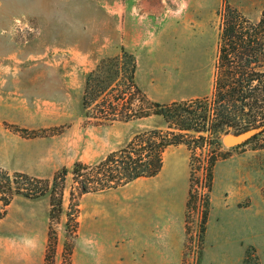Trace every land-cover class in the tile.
<instances>
[{"label":"rangeland","instance_id":"1","mask_svg":"<svg viewBox=\"0 0 264 264\" xmlns=\"http://www.w3.org/2000/svg\"><path fill=\"white\" fill-rule=\"evenodd\" d=\"M114 1L123 0H0V101L11 100L13 91L20 107V123L3 124L26 141L45 144L33 148L34 160L27 155L30 167L47 149L50 161L45 177L21 174L51 183L69 171L63 211L52 217L49 197L17 195L19 172L0 168V264H118L114 253L129 247L139 253L140 223L158 220L171 228L183 211V264H241L242 256V264H264V133L234 147L224 145L226 135L217 142L193 134L188 144L171 146L188 157L190 179L175 151L153 179L71 198L76 163L96 164L141 133L168 130L157 116L110 121L114 94H107L101 110L84 107L87 76L103 60L123 50L133 55L136 84L152 103L212 99L226 10L254 21L264 10V0H159L153 35L144 26L124 35V19L108 11ZM152 37L156 45H137ZM140 99L136 109L151 107ZM127 111L120 104L118 119ZM225 160L242 166L244 209L222 199L209 218L214 169ZM166 201L170 209L161 210Z\"/></svg>","mask_w":264,"mask_h":264},{"label":"trees","instance_id":"2","mask_svg":"<svg viewBox=\"0 0 264 264\" xmlns=\"http://www.w3.org/2000/svg\"><path fill=\"white\" fill-rule=\"evenodd\" d=\"M219 45L212 99L206 97L170 105L152 103L136 84V58L125 50L119 58L103 60L87 76L83 98L86 109L96 104L101 110L107 94H114L109 101L110 121L157 116L163 119L168 130L141 133L124 148L111 152L96 164L76 163L71 171L74 184L72 199L119 189L139 179L158 176L164 166L166 150L171 146L188 144L193 134L199 135L202 141L211 136L218 142L221 135H228L231 131L238 134L261 127L260 134L264 133V10L254 21L229 7L223 17ZM137 97L151 107L136 109L134 102ZM124 103L128 111L118 119L117 108ZM68 174V169L64 168L50 183L16 173L14 177L19 182L15 193L29 199L49 197L53 217L56 212L60 214L63 211ZM6 178L11 180L8 175ZM41 182L47 187L39 190L35 183ZM9 203L6 199L5 205Z\"/></svg>","mask_w":264,"mask_h":264},{"label":"crops","instance_id":"3","mask_svg":"<svg viewBox=\"0 0 264 264\" xmlns=\"http://www.w3.org/2000/svg\"><path fill=\"white\" fill-rule=\"evenodd\" d=\"M129 1L130 3L128 5L125 4V0L120 2L114 1L113 3H110L108 10L109 13L114 17L119 18L120 20L124 19L125 25L122 29L123 34L130 35L132 32L136 31L137 28L139 31H141L142 26H144V32L146 33H151L153 32V30L155 31L156 23L154 21V18L158 14V11L156 7H154V2L159 0ZM127 19L129 20L128 22ZM151 34L153 35V33ZM143 40L144 42H141L140 38V43H138L137 45H156L155 38L153 37L150 40H147L145 38ZM125 45L130 44L125 42ZM153 51H151L152 55ZM12 93L13 91L11 92V100H7L4 102L0 101V168L12 172L26 173L34 177H45V174L47 173V171H49L50 166V161L47 155V148L46 156L44 157L43 155H39L38 160H35L36 163L34 166L30 167V164H27V155L31 159H33V148L37 147L43 149V147L45 148V144L41 143L37 145L26 141L10 130L6 129L3 124V122H7L10 124L20 123V107L18 105L17 98L13 97ZM21 110L24 115L27 114L26 108H22ZM175 151L180 152V149L169 147L164 153V162L168 155ZM181 154L188 166L190 179V164L188 157L184 156V153ZM146 179L150 180L153 178H142L135 182ZM243 198V170L241 164L239 166H236L235 164L233 167L232 163H230V161L228 160L219 162L214 169L213 187L212 191L210 192L211 208L209 218L211 217L212 210L216 201H222V199L226 202L233 201L234 206H237L240 209H244ZM169 203V201L164 202L160 209H170ZM218 207L222 208V203L218 204ZM175 221L176 222H173V224H171V228L166 225H160V221L158 220L140 223L138 234L140 245L139 253H135L133 248L129 247L127 249H124L122 252L114 253L115 261L116 259H119V261L117 262L118 264H183L185 246L183 222L184 211L183 216ZM242 258L240 260L241 264Z\"/></svg>","mask_w":264,"mask_h":264},{"label":"water","instance_id":"4","mask_svg":"<svg viewBox=\"0 0 264 264\" xmlns=\"http://www.w3.org/2000/svg\"><path fill=\"white\" fill-rule=\"evenodd\" d=\"M263 128H253L238 134H229L223 138V143L226 147H234L243 142H247L254 136L260 134Z\"/></svg>","mask_w":264,"mask_h":264}]
</instances>
